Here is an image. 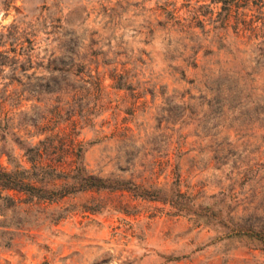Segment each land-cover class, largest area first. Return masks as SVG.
I'll list each match as a JSON object with an SVG mask.
<instances>
[{"label": "rangeland", "instance_id": "1", "mask_svg": "<svg viewBox=\"0 0 264 264\" xmlns=\"http://www.w3.org/2000/svg\"><path fill=\"white\" fill-rule=\"evenodd\" d=\"M20 140L0 264H264V0H0Z\"/></svg>", "mask_w": 264, "mask_h": 264}, {"label": "trees", "instance_id": "2", "mask_svg": "<svg viewBox=\"0 0 264 264\" xmlns=\"http://www.w3.org/2000/svg\"><path fill=\"white\" fill-rule=\"evenodd\" d=\"M20 146L24 149L25 154L27 155L28 160L32 163L30 167L22 166L21 169L18 170H6L0 166V186L3 188H14L18 190L25 191L29 194V196L36 197H47L43 191L42 192H33L34 189L45 190L43 185H36V182L39 181L33 174V170L35 168H39L40 166L36 164V156L38 155V151L32 153L33 147L30 145H26L21 140L18 141ZM57 175H59V171H56ZM93 179L94 176L90 175ZM36 178V179H35ZM34 180V181H32ZM36 180V181H35ZM92 185L94 183H91ZM96 184V183H95ZM97 186H100L96 184ZM101 186H106L102 185ZM157 190H161V188H157ZM157 192V191H156ZM141 195L146 196H159L157 193H153L150 191H142L139 193Z\"/></svg>", "mask_w": 264, "mask_h": 264}]
</instances>
